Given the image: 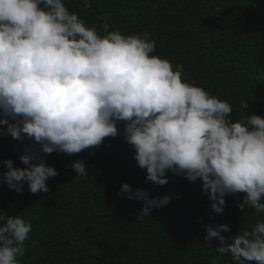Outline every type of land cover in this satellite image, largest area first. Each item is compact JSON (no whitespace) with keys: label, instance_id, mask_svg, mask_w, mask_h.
Masks as SVG:
<instances>
[{"label":"clouds","instance_id":"obj_1","mask_svg":"<svg viewBox=\"0 0 264 264\" xmlns=\"http://www.w3.org/2000/svg\"><path fill=\"white\" fill-rule=\"evenodd\" d=\"M102 29L88 27L64 0H0V135L31 142L20 157L26 167L3 161L7 186L47 192L58 175L48 155L73 156L122 135L146 182L164 186L169 172L199 180L215 213L225 211L226 196L243 194L238 207L264 217V118L234 122L229 101L183 80V65L154 55L152 32ZM71 167L76 178L88 175L83 159ZM117 194L144 201L139 217L173 199L133 193L126 182ZM32 227L20 214L0 213V264H20ZM228 231L227 224L208 225L205 239L218 238L215 251L233 264H264V219L231 243L221 235Z\"/></svg>","mask_w":264,"mask_h":264},{"label":"trees","instance_id":"obj_2","mask_svg":"<svg viewBox=\"0 0 264 264\" xmlns=\"http://www.w3.org/2000/svg\"><path fill=\"white\" fill-rule=\"evenodd\" d=\"M64 2L101 35L104 24L124 35L152 32L154 55L183 65V80L229 101L234 122L252 114L264 118V0ZM242 102L248 104L244 110ZM30 143L0 135V213L20 214L33 226L20 264H211L214 258L233 264L230 254L215 251L222 244L218 238L205 239L206 227L227 224L230 231L221 235L231 243L233 235L264 219L238 207L243 194L226 196L225 211L215 213L199 180L169 172L164 186L146 182V170L122 135L73 156L48 155L47 164L58 172L48 179L49 190L33 194L24 183L18 192L3 180V161L26 167L20 157ZM79 159L88 167L83 178L71 167ZM125 182L133 193L148 189L151 198L171 194L173 199L139 217L144 201L117 194Z\"/></svg>","mask_w":264,"mask_h":264}]
</instances>
